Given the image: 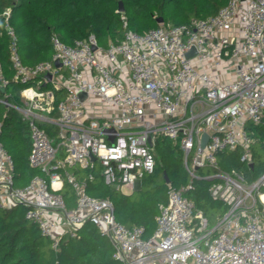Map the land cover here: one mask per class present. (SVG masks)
<instances>
[{"label": "built area", "instance_id": "2783aa9c", "mask_svg": "<svg viewBox=\"0 0 264 264\" xmlns=\"http://www.w3.org/2000/svg\"><path fill=\"white\" fill-rule=\"evenodd\" d=\"M4 14L13 72L5 75L0 60V103L27 123L29 164L46 176L17 186L15 163L0 140L1 209L27 206L25 217L55 250L90 221L112 239L122 264H264V173L249 182L239 169H221L218 157L240 149L241 161L253 163L259 137L252 128L264 125V0H228L208 18L143 32L125 22L123 36L106 46L94 33L73 44L53 35L52 59L33 65L22 62L10 12ZM10 83L32 84L11 103ZM58 89L64 97L56 102ZM43 125L54 127L56 141ZM160 138L180 146L192 180L199 168L214 169L204 178L212 180L211 197L227 206L215 225L190 198L191 180L169 184L156 229L145 237L143 225L120 222L113 201L89 194L71 170L98 162L105 184L131 190L155 171ZM65 180L74 191L73 207L62 194ZM53 212L63 219L60 233L61 224L48 218Z\"/></svg>", "mask_w": 264, "mask_h": 264}, {"label": "trees", "instance_id": "16d2710c", "mask_svg": "<svg viewBox=\"0 0 264 264\" xmlns=\"http://www.w3.org/2000/svg\"><path fill=\"white\" fill-rule=\"evenodd\" d=\"M124 10L118 11V0H0V60L5 75L13 72L10 60L9 36L5 28V12H10V24L18 36L19 53L24 64L33 65L53 56L52 37L73 44L91 33L99 43L108 44L120 39L126 22L131 30L143 32L167 25H179L191 19L208 18L219 12L228 0H122ZM163 18V23L158 19ZM32 83H10L6 87L8 101L17 103L21 90ZM40 85V88H48ZM0 89V98H5ZM64 97L62 89L56 90V102ZM56 116V111L53 112ZM0 140L15 163V184L25 186L36 175L46 176L39 168L30 166L28 156L31 139L27 123L14 108L0 103ZM49 136L56 141L52 125H43ZM259 137L253 144L252 164L241 161V150L219 153L223 170H241L249 182L264 173V125L254 126ZM263 152H260L262 151ZM156 153L155 171L143 178L142 188L130 194L122 193L103 182L101 166L93 168L75 166L71 170L79 180L85 181L89 194L99 198H110L117 219L127 226L143 225L145 237L156 229L159 205L167 201L169 184L179 187L192 180L184 166L183 151L168 138H160L154 145ZM63 155V152H60ZM204 172H203V171ZM214 172L206 167L198 170V178L192 180L189 196L196 208L202 210L211 226L226 212L227 206L213 199L209 192L212 180L205 179ZM168 180V181H167ZM64 181L62 194L69 207L75 205L74 191ZM264 190V189H263ZM218 208L222 213L217 220L210 211ZM27 206L13 204L0 208V264H122L114 257L112 239L100 233L90 221L77 230L75 237L64 236L59 249L52 247L51 238L43 235L39 227L25 217ZM217 218V217H216Z\"/></svg>", "mask_w": 264, "mask_h": 264}, {"label": "crops", "instance_id": "0c3cea01", "mask_svg": "<svg viewBox=\"0 0 264 264\" xmlns=\"http://www.w3.org/2000/svg\"><path fill=\"white\" fill-rule=\"evenodd\" d=\"M207 169H210V170H212V168H210V167H206ZM210 174V173H209ZM102 179H103V176H102ZM103 182H104V180H103ZM105 183V182H104ZM142 183H143V180H142V182L141 183H137V185L133 188V189H125V190H120L122 193H125V194H130V193H132V192H134V191H139V188H142ZM64 187V186H63ZM72 188V187H71ZM119 190V189H118ZM75 196V195H74ZM48 218L49 219H51V220H54V221H56L58 224L60 223L61 225H59L58 227H57V229H56V232H58V233H60L62 230L60 229V228H62V227H60V226H62V225H64L63 223H62V221H63V219H61L62 217H61V214L60 213H58V212H53V213H50L49 215H48Z\"/></svg>", "mask_w": 264, "mask_h": 264}, {"label": "water", "instance_id": "95a60500", "mask_svg": "<svg viewBox=\"0 0 264 264\" xmlns=\"http://www.w3.org/2000/svg\"><path fill=\"white\" fill-rule=\"evenodd\" d=\"M119 2H118V4H119V6H118V11H120V12H122L123 10H124V3H123V1L122 0H118ZM158 23H163V18H159L158 20ZM189 56L191 55V54H194V48L191 50V51H189L188 53H187ZM55 66L56 67H58V68H61L62 67V64H61V62L57 59V60H55ZM47 77H48V79L50 80L51 79V77H52V75L51 74H47ZM81 96H82V98L84 99L85 98V94H81ZM207 139H208V135L207 134H203V140H202V146H204L205 144H206V141H207ZM92 158V160L93 161H95L96 160V157L95 156H92L91 157ZM168 181V180H167ZM141 188H139V190H140Z\"/></svg>", "mask_w": 264, "mask_h": 264}, {"label": "rangeland", "instance_id": "374dc122", "mask_svg": "<svg viewBox=\"0 0 264 264\" xmlns=\"http://www.w3.org/2000/svg\"><path fill=\"white\" fill-rule=\"evenodd\" d=\"M99 44L102 45V46H106V45H107V44H102V43H99ZM263 147H264V146H263ZM260 152H263V149H262V151H260ZM262 155H263V159H264V154H262ZM183 158H184V154H183ZM97 164L99 165L98 162H97ZM202 171H203V170H202ZM203 172H204V171H203ZM220 211H221V210H219L218 208L211 210V211L209 212L211 218L217 220L218 217L222 214V213H220ZM223 215H224V213L220 216L219 220L222 218ZM216 217H217V218H216ZM219 220H218V221H219Z\"/></svg>", "mask_w": 264, "mask_h": 264}]
</instances>
